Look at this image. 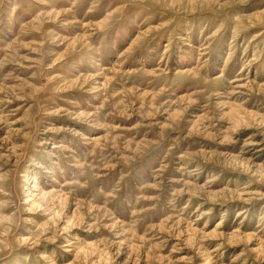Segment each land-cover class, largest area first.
Returning <instances> with one entry per match:
<instances>
[{"label": "rangeland", "instance_id": "obj_1", "mask_svg": "<svg viewBox=\"0 0 264 264\" xmlns=\"http://www.w3.org/2000/svg\"><path fill=\"white\" fill-rule=\"evenodd\" d=\"M0 264H264V0H0Z\"/></svg>", "mask_w": 264, "mask_h": 264}]
</instances>
